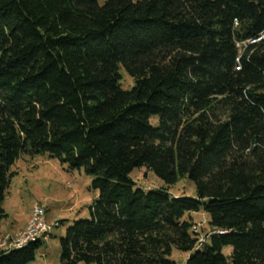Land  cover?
<instances>
[{
	"label": "trees",
	"instance_id": "16d2710c",
	"mask_svg": "<svg viewBox=\"0 0 264 264\" xmlns=\"http://www.w3.org/2000/svg\"><path fill=\"white\" fill-rule=\"evenodd\" d=\"M38 154L97 191L60 264H264V0H0V220L11 166ZM140 167L195 196L143 190Z\"/></svg>",
	"mask_w": 264,
	"mask_h": 264
},
{
	"label": "rangeland",
	"instance_id": "374dc122",
	"mask_svg": "<svg viewBox=\"0 0 264 264\" xmlns=\"http://www.w3.org/2000/svg\"><path fill=\"white\" fill-rule=\"evenodd\" d=\"M121 85L130 88L133 80L123 68ZM156 117L151 118L155 123ZM11 171L15 172L3 202L7 217L0 220V250L12 249V244L31 223L33 206L42 209L45 223L53 225L47 239L37 248L35 259L28 264H60L59 239L74 221L89 217V206L97 198V191L91 188L90 175L83 169H69L56 159L47 155H22L17 159ZM130 177L142 187H167L151 170L145 167L135 168ZM168 191L173 195L195 196V185L188 178H180L169 185ZM199 239H204L211 229L208 226V214L203 210L191 213ZM56 223V224H55ZM11 243V247H10ZM225 255L231 252L230 246L222 249ZM188 254L173 249L170 258L175 264H185Z\"/></svg>",
	"mask_w": 264,
	"mask_h": 264
},
{
	"label": "built area",
	"instance_id": "2783aa9c",
	"mask_svg": "<svg viewBox=\"0 0 264 264\" xmlns=\"http://www.w3.org/2000/svg\"><path fill=\"white\" fill-rule=\"evenodd\" d=\"M32 212V219L31 223L27 226V229L23 231L22 235H20L16 242L12 244V248H20L28 243L35 242V241H43L47 239L48 233L53 227V225H49L45 223L42 217V209L39 206H33L31 209ZM56 224V223H55ZM11 247V243H10Z\"/></svg>",
	"mask_w": 264,
	"mask_h": 264
}]
</instances>
